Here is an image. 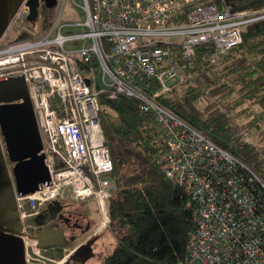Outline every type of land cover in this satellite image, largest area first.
Returning <instances> with one entry per match:
<instances>
[{
    "label": "built area",
    "instance_id": "2783aa9c",
    "mask_svg": "<svg viewBox=\"0 0 264 264\" xmlns=\"http://www.w3.org/2000/svg\"><path fill=\"white\" fill-rule=\"evenodd\" d=\"M29 1L0 41V79H26L51 181L35 194L16 195L22 234L30 235H23L26 263L66 259L45 255L28 223L49 203L91 201L104 219L96 230L109 226L108 205L118 185L100 120L98 96L107 92L113 99L134 98L143 113L153 114L164 140L158 168L194 204L196 227L183 264H264L260 180L157 102L192 79L185 71L195 64L198 46L211 43L224 52L239 45L248 25L264 19V10L233 11L225 0L222 6L215 0H56L48 10L37 0L38 15L28 21ZM68 3L85 13L75 24L79 33H63L74 28L63 21L65 14L71 17ZM44 10L53 12L50 24L26 32V23L47 21ZM10 29L22 34L5 42Z\"/></svg>",
    "mask_w": 264,
    "mask_h": 264
},
{
    "label": "trees",
    "instance_id": "16d2710c",
    "mask_svg": "<svg viewBox=\"0 0 264 264\" xmlns=\"http://www.w3.org/2000/svg\"><path fill=\"white\" fill-rule=\"evenodd\" d=\"M225 2L233 11L264 10V0ZM43 12L48 25L53 12ZM242 37L224 52L211 43L198 46L195 64L185 71L192 79L157 102L247 167L260 180L264 199V19L251 23ZM98 98L118 185L108 205V229L117 246L104 264H183L196 227L194 204L158 168L164 140L153 114L143 113L134 98L113 99L107 92Z\"/></svg>",
    "mask_w": 264,
    "mask_h": 264
},
{
    "label": "water",
    "instance_id": "95a60500",
    "mask_svg": "<svg viewBox=\"0 0 264 264\" xmlns=\"http://www.w3.org/2000/svg\"><path fill=\"white\" fill-rule=\"evenodd\" d=\"M23 1L0 0V41ZM43 1L48 10L57 4L56 0ZM29 2L28 21H33L39 3ZM86 84L90 85L91 80L87 79ZM43 148L23 74L0 79V264H27L23 235L29 234H22L16 195L35 194L51 185ZM61 208L62 203L55 201L49 203L44 213L55 216ZM34 239L45 250L62 244V232L39 230Z\"/></svg>",
    "mask_w": 264,
    "mask_h": 264
},
{
    "label": "flooded vegetation",
    "instance_id": "af4514ba",
    "mask_svg": "<svg viewBox=\"0 0 264 264\" xmlns=\"http://www.w3.org/2000/svg\"><path fill=\"white\" fill-rule=\"evenodd\" d=\"M44 211L28 221L32 231L35 234L43 229L62 232V244L45 250L56 253L68 251L63 264H86L95 258L102 234L96 230L93 212L84 203L79 204L72 199L62 202V208L55 216Z\"/></svg>",
    "mask_w": 264,
    "mask_h": 264
},
{
    "label": "rangeland",
    "instance_id": "374dc122",
    "mask_svg": "<svg viewBox=\"0 0 264 264\" xmlns=\"http://www.w3.org/2000/svg\"><path fill=\"white\" fill-rule=\"evenodd\" d=\"M78 3H79V1H78ZM65 11H66V13H70L71 17H70V19L67 18L66 17V14H65L63 16V21L66 22V24L74 25V28H71V29H68V30L65 29V30H63V33H65V34H68V33L74 34V33L81 32L82 29L80 27H77L75 24H78V23H81L82 21H84V19H85V13H84V11L81 10L78 6L71 5V3H68L67 4V6L65 8ZM43 14H45V12ZM52 17H53V13H52V15H51L50 20H49L48 23L51 22V18ZM41 21L42 20H40V23H41ZM45 22H43V25L38 24V23H35V21L34 22H30V24L26 23L25 24V27H26L27 30H25V31L28 32V33H30V30L31 31H34V32H35V30H37L39 32L40 29H42V28L45 27V25H46ZM21 34H22L21 31L18 32L15 29H10L8 31L6 37H5V42L6 41L8 42V41L14 40V39L18 38ZM95 82L99 85L101 83V77H98L95 80ZM174 91H176V90H174ZM174 91H172V92H174ZM243 136L246 137V140H252V137H253V136H248L247 134H245ZM253 139H255V137H253ZM84 205H86V207L88 209H90L91 212H93V214H94L93 220H95V222H96L95 227L96 228H101L102 225H103L104 219L100 215V213L97 210V208L94 206L93 202L89 201V202L84 203ZM102 230L103 231L100 232V234H102L101 235L100 243H98L97 250H95L96 253H97V255L95 256L94 259H92L91 261L87 262L86 264H104V260H105L106 256H108L109 254H111L112 251L117 246L116 234H114L111 230H109L108 227H105ZM67 252L68 251H65L64 252V256L67 255ZM63 257H62V259H63ZM62 259H60V260L56 259V260L57 261H62Z\"/></svg>",
    "mask_w": 264,
    "mask_h": 264
}]
</instances>
